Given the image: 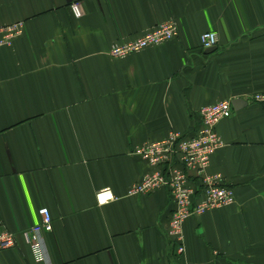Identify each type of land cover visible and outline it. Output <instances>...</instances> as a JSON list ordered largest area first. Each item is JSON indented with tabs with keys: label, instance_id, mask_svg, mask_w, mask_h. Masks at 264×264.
Wrapping results in <instances>:
<instances>
[{
	"label": "crops",
	"instance_id": "obj_1",
	"mask_svg": "<svg viewBox=\"0 0 264 264\" xmlns=\"http://www.w3.org/2000/svg\"><path fill=\"white\" fill-rule=\"evenodd\" d=\"M169 19L177 36L109 55ZM14 21L21 33L0 44V229L16 245L0 264H264V102L251 98L264 92V0H0V25ZM234 98L207 169L235 198L184 219L178 256L167 190L127 194L148 170L135 148L194 132L202 106ZM101 187L113 199L98 204ZM41 206L47 263L23 235Z\"/></svg>",
	"mask_w": 264,
	"mask_h": 264
},
{
	"label": "built area",
	"instance_id": "obj_2",
	"mask_svg": "<svg viewBox=\"0 0 264 264\" xmlns=\"http://www.w3.org/2000/svg\"><path fill=\"white\" fill-rule=\"evenodd\" d=\"M75 17L81 15L78 2L70 5ZM173 19L156 23L141 34L127 40L115 42L109 47V54L115 58H123L143 48L156 45L177 36L178 26ZM22 22L0 25V44H9L12 38L22 31ZM217 32L204 30L199 35L200 46L203 48L217 47ZM254 101L264 102V92L252 94ZM230 100L207 103L198 110L200 115L198 129L189 134L170 132L158 140L140 143L135 152L144 159L148 170L128 188L127 194H150L156 189L164 188L171 197L172 210L169 214L166 235L175 243L176 255L184 252L182 227L187 217L211 209L230 204L235 198L233 188L222 181L220 173H209L211 154L224 141L217 133L216 125L221 118L232 115L233 107ZM98 204L109 202L113 194L109 187H101L95 192ZM38 222L27 228L23 235L30 244L31 251L37 261L48 262L46 243L43 232L52 230V216L46 206L37 210ZM15 234L6 228L0 229V250L15 246Z\"/></svg>",
	"mask_w": 264,
	"mask_h": 264
},
{
	"label": "water",
	"instance_id": "obj_3",
	"mask_svg": "<svg viewBox=\"0 0 264 264\" xmlns=\"http://www.w3.org/2000/svg\"><path fill=\"white\" fill-rule=\"evenodd\" d=\"M216 47H213V48H205V49H207V50H211V49H215ZM242 101H244V100H242V99H235L234 98V100L232 101V106L234 107L235 106V104H238V103H240V102H242Z\"/></svg>",
	"mask_w": 264,
	"mask_h": 264
},
{
	"label": "rangeland",
	"instance_id": "obj_4",
	"mask_svg": "<svg viewBox=\"0 0 264 264\" xmlns=\"http://www.w3.org/2000/svg\"><path fill=\"white\" fill-rule=\"evenodd\" d=\"M109 52H110V51H109ZM109 55H110V54H109ZM112 57H113V56H112ZM251 96H252V95H251ZM257 102H258V101H257ZM220 147H221V146H220ZM217 149H218V148H217ZM217 149H216V150H217ZM167 223H168V221H167ZM174 247H175V246H174Z\"/></svg>",
	"mask_w": 264,
	"mask_h": 264
}]
</instances>
